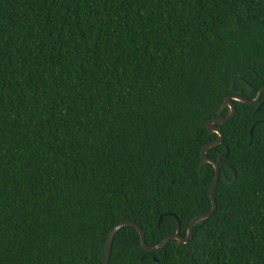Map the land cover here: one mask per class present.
<instances>
[{"label": "trees", "instance_id": "trees-1", "mask_svg": "<svg viewBox=\"0 0 264 264\" xmlns=\"http://www.w3.org/2000/svg\"><path fill=\"white\" fill-rule=\"evenodd\" d=\"M233 81L264 87V0H0V264H102L126 220L185 236ZM232 103L215 212L153 252L122 227L108 264H264V92Z\"/></svg>", "mask_w": 264, "mask_h": 264}, {"label": "water", "instance_id": "water-1", "mask_svg": "<svg viewBox=\"0 0 264 264\" xmlns=\"http://www.w3.org/2000/svg\"><path fill=\"white\" fill-rule=\"evenodd\" d=\"M233 83V82H232ZM246 83V82H245ZM246 86H247V90L249 92H252V87L246 83ZM232 90V88H231ZM233 94L231 95L232 96V99H231V108L226 105V104H222L221 108H224L226 106L229 107L230 111L228 113L227 116L225 117H218L216 119H211L209 120L207 123H206V128L208 130V132L210 134H213V133H216L218 135V138L215 139L214 141L206 144L203 148H202V152H201V157H202V160H201V164H200V170L202 169L203 165L205 163H211L213 166H214V169H215V175H214V179H213V182H212V185L210 187V192H209V196H210V200H211V203H212V207L211 209L206 212V213H203L201 215H198L196 216L189 224L188 228H187V232H186V235L185 236H182L180 235L178 232H179V227H180V224L178 222V225H177V232L166 237L163 241H161L160 243H158L157 245H154V246H148L146 244V240H145V234L143 232V230L133 221H130V220H126V221H122L120 223H118L117 225L114 226V228L111 230V232L109 233L108 235V239H107V243L105 245V257L103 259V262L102 264H108V261H109V258H110V254H111V245H112V242H113V239H114V236L115 234L117 233V231L119 229H121L122 227L124 228L125 226H132L134 227L139 235H140V241H141V245L143 247V249L145 251H149V252H153V251H156L157 249H160L162 247L165 246V244L169 241H171L172 243L176 244V245H182V244H185L187 243L191 237H192V232H193V228L194 226L204 220V219H207L209 218L216 210V200H215V197H214V191H215V187L219 181V178H220V167L219 165L222 163V157H226L227 156V153L226 154H222L221 157L218 158V160H214L212 158H209L207 156V151L209 148L211 147H214V146H217L219 144H221L223 141H224V135L222 133V130L220 129V127L218 126V124H223L227 121H229L235 114V107L232 103V100H237L239 102H242V103H245V104H250V105H254V104H257L259 102V100L261 99V96L264 92V87H262L260 90L257 91V95L255 96V98L253 99H248L246 97H243L239 94V91L238 90H235L233 89ZM228 99V96L225 98V100ZM217 169H219V177L217 176ZM233 172V179L232 180H228L225 176H222V179L223 181H225L226 183H233L235 181V178H236V173L234 170H232ZM170 215H173L172 213H170ZM160 223H161V217L158 221V225L157 227L160 226Z\"/></svg>", "mask_w": 264, "mask_h": 264}, {"label": "snow or ice", "instance_id": "snow-or-ice-1", "mask_svg": "<svg viewBox=\"0 0 264 264\" xmlns=\"http://www.w3.org/2000/svg\"><path fill=\"white\" fill-rule=\"evenodd\" d=\"M233 89H235L234 88V81H233V85H232V91H233ZM226 95L228 96V99L222 101L221 103L222 104H226V105H228L231 108V99H232V96L229 93H226ZM220 110L223 111V108H221ZM217 176L219 177V169H217Z\"/></svg>", "mask_w": 264, "mask_h": 264}]
</instances>
